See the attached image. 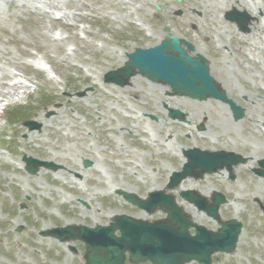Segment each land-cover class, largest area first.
<instances>
[{
	"label": "rangeland",
	"instance_id": "374dc122",
	"mask_svg": "<svg viewBox=\"0 0 264 264\" xmlns=\"http://www.w3.org/2000/svg\"><path fill=\"white\" fill-rule=\"evenodd\" d=\"M46 1L0 0V90H7L5 82L14 73L27 78L33 85L29 90L35 87L19 122L9 125L7 112L0 115V264H60L48 254L60 244L37 235L40 229L71 222L104 224L116 212L141 213L113 191L128 189L145 196L149 189L163 187L170 171L181 168V146L194 145L231 150L251 164L235 166L233 181L225 170L184 180V186L192 182L206 195L214 189L224 193L228 203L221 207L222 216L243 223L237 251L216 253L213 264H264V210L259 207L264 206V180L251 171L264 158V10L260 18L257 9L264 0L250 7L254 19L248 32L222 17L230 8L226 0L167 5L164 0ZM239 1L246 6L247 0ZM54 9L66 15V22H84L89 41L71 35L61 44L54 42L57 24L69 33L71 29L54 22ZM137 18L145 28L134 23ZM166 31H174L210 59L211 74L247 111L241 119L234 120L218 100L170 96L163 85L140 75L123 87L103 81L107 70L123 64L126 51L155 45ZM70 46L74 49L68 54ZM36 60L48 63L58 82L35 70ZM164 104L182 111L186 119H170ZM21 119L40 123V129H27ZM25 154L57 168L26 173L20 168ZM85 159L91 161L87 167ZM194 217L215 227L205 216Z\"/></svg>",
	"mask_w": 264,
	"mask_h": 264
},
{
	"label": "water",
	"instance_id": "95a60500",
	"mask_svg": "<svg viewBox=\"0 0 264 264\" xmlns=\"http://www.w3.org/2000/svg\"><path fill=\"white\" fill-rule=\"evenodd\" d=\"M226 18L235 20L241 30L247 29V22H244L236 10L227 13ZM182 45H186L187 49ZM192 49L193 46L183 38L167 33L166 39L161 44L147 49L135 48L133 52L128 53V60L124 65L107 72L104 79L106 82L124 86L129 83L132 76L140 73L154 82L168 84L173 94L185 95L198 100L213 97L226 102L230 104L234 119L237 120L243 115L241 108L226 96L211 76L209 60L200 53L195 56L188 54V51ZM170 116L182 118V113L171 110ZM25 124L30 129L40 127L32 121H27ZM185 154L189 161L181 172L174 173L170 184L172 186L177 185L188 175L202 176L205 172H214L224 165L231 172L232 164L245 160L239 155L224 151L209 153L194 149L186 151ZM25 161L27 169L33 173L40 166L55 167L51 163L37 159L25 158ZM259 165L261 168L255 171L264 176V160L259 161ZM123 194L148 212H153L158 207L161 208L167 212V218L147 222L120 215L115 216L106 226L96 225L91 228L78 225L53 229L47 231L46 234L60 232L63 237H77L87 246L102 247L111 254L128 249L132 255L142 260L150 259L153 264H183L192 259L200 264H210L212 252L232 253L235 251L242 224L236 219H221L218 206L226 201L223 195L214 193L210 202L193 191L181 192L182 197L194 202L198 208L205 210L217 221L220 226L214 231L194 223L174 201V197L163 191L149 193L146 199L128 192H123ZM190 227L195 228V234H190ZM115 229L120 230V237H115ZM74 230H77V233H73Z\"/></svg>",
	"mask_w": 264,
	"mask_h": 264
},
{
	"label": "flooded vegetation",
	"instance_id": "af4514ba",
	"mask_svg": "<svg viewBox=\"0 0 264 264\" xmlns=\"http://www.w3.org/2000/svg\"><path fill=\"white\" fill-rule=\"evenodd\" d=\"M78 245H73L75 250H72L70 245H67L66 248L69 249V253L67 255H63L61 248H51L48 250V254L50 259L53 262H57V259L61 262L60 264H92L90 258H94L99 262H106V258L108 254L103 251H94L80 241ZM124 264H150L148 261L146 262H138L132 263L129 260V253H124Z\"/></svg>",
	"mask_w": 264,
	"mask_h": 264
},
{
	"label": "bare ground",
	"instance_id": "6f19581e",
	"mask_svg": "<svg viewBox=\"0 0 264 264\" xmlns=\"http://www.w3.org/2000/svg\"><path fill=\"white\" fill-rule=\"evenodd\" d=\"M26 2H28V1H30V0H25ZM232 1H234V0H230L229 1V3H232ZM236 1V0H235ZM240 5L242 6V4L239 2L238 3V5H236V6H239L240 7ZM59 17L60 18H62V15L60 14L59 15ZM193 52H200L198 49H197V47H194V51ZM4 75V74H3ZM20 85H22V82L19 80H17L16 82H15V84H13L12 85V87L13 88H15V87H17V86H20ZM165 89H167V86H165ZM247 113V111L245 110L244 111V114H246ZM186 146H182V148H185ZM247 166L249 167V166H251V164H250V161H249V163H247ZM181 184H183V183H181ZM189 186H188V188H193V189H197V187H196V185H193V183H191V182H189ZM182 188L184 187V186H181ZM154 189L155 188H158V187H153ZM180 190V187L179 188H177V189H174L173 191H170V192H172V193H176L177 191H179ZM199 192L201 193V194H206L207 193V191L205 192V191H202V190H199ZM181 205L186 209V210H188L191 214H192V216L194 217L195 216V214L194 213H196V212H194V208L190 205V204H188V203H186V202H181ZM138 216H143V214H138ZM199 216H201V217H203L202 216V214H200L199 213Z\"/></svg>",
	"mask_w": 264,
	"mask_h": 264
}]
</instances>
